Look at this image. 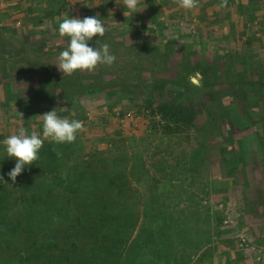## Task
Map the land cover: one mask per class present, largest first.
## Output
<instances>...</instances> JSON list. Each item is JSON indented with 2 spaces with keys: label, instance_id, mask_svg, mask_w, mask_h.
<instances>
[{
  "label": "rangeland",
  "instance_id": "obj_1",
  "mask_svg": "<svg viewBox=\"0 0 264 264\" xmlns=\"http://www.w3.org/2000/svg\"><path fill=\"white\" fill-rule=\"evenodd\" d=\"M215 1L198 0V8L185 10L175 0H140V11L129 15L123 0H24V11L32 5L33 14L22 13L15 29L0 30V135L6 139L22 126L29 135L36 131L42 136L40 115L56 109L68 113L59 118L84 122L76 138L83 158L95 153L115 160L128 157L126 189L107 195L114 202L107 212L114 214L115 206L125 205L135 211V226L119 250L125 255L130 249V264H264V0H255V6L228 0L223 9ZM106 2L115 3L102 19L107 31L90 46L108 43L115 62L84 71L79 83L74 78L78 73L68 76L66 90L56 92V102H48L41 83L49 70L61 73L58 56L68 44L52 24L65 16H98L93 12ZM156 16L158 25L153 23ZM169 98L194 106L195 119L173 136H155L151 129L161 124L160 117L146 102ZM228 154H238L244 167H229ZM136 157L149 175L134 166ZM148 179L157 182L149 184ZM147 185L157 187L156 198ZM66 212L53 214L52 235L62 220L69 225L71 212L87 225L80 211ZM167 218L173 225L191 227L175 237L170 261L161 260L157 248L142 247L139 238L141 233L147 241L150 235L154 245L165 244V235L175 233L167 229ZM72 232L71 240L54 232L49 241L56 248L44 253L68 255L73 261L75 246L89 255L100 244L85 237L78 224ZM34 235L31 240H42L41 231ZM8 259L0 251V262L13 264Z\"/></svg>",
  "mask_w": 264,
  "mask_h": 264
},
{
  "label": "trees",
  "instance_id": "obj_2",
  "mask_svg": "<svg viewBox=\"0 0 264 264\" xmlns=\"http://www.w3.org/2000/svg\"><path fill=\"white\" fill-rule=\"evenodd\" d=\"M211 1L213 0H209V2ZM114 4L113 2L102 3L101 7L93 13L95 14L96 12L100 19H106L108 18V9H111ZM248 4L256 5L255 0H248ZM237 6L238 10L242 11V5L238 3ZM62 10L65 12V7H62ZM50 14L55 15L54 12ZM57 14H59V10H57ZM131 19L132 17H130ZM157 20V16L153 18V23L156 25H158ZM61 22L59 21L55 25L52 24V27L58 28ZM126 56L128 57L127 63L130 64V55ZM48 72L45 75L46 81L41 83V89H47L48 102H56L58 100L56 92L66 90L71 77L68 78L67 75L53 72V70ZM123 72L127 71L124 69ZM76 73L79 76L75 74L74 78L79 83L83 72L78 71ZM3 81V78L0 77V82ZM62 96L66 97L67 94L64 93ZM14 98L10 96V99L14 100ZM146 104L149 109L154 106L155 111L151 110L150 112H155L160 117L161 124H153L151 129V133L155 136L161 134L160 132L164 135L166 133V135L171 134L173 136L175 135L173 132L186 126H191L196 116L194 106L178 104L170 98L158 103L146 102ZM8 107H11V105ZM66 114L68 113H57L58 117ZM208 115L210 120L214 118V112L211 111ZM4 140L5 135H0V176L3 177V180H0V251L6 254V258H9L8 260L12 261L13 264H130V249L126 248L125 255L120 254V249L128 242L127 235L134 228L137 221L136 216L133 217L135 211L132 207L125 205L115 206L113 208L115 210L114 214L107 212L108 204L112 205L114 203L110 202L107 195L120 193L123 188L126 189L128 157H117L115 160L108 155L97 156L95 153L85 155V158H83V154L80 151V143L76 140L70 144H55L50 140L44 141L43 147L38 153L39 158L32 165L26 166L16 178L15 183H13L9 179L8 173L15 167L16 161L7 157L3 144ZM223 151L225 154L226 151ZM57 152L60 153L59 156ZM225 155L227 156V154ZM229 157L232 159L228 163L229 167H234V165L236 166L235 168L242 167L239 161L241 158H238V154H230ZM141 162V159L136 157L133 164L137 168L142 169L143 173H147L145 165ZM156 182L154 179L147 180L149 184ZM147 186L153 192L157 189V187L152 185ZM16 192L19 194L16 195ZM72 193L75 194L74 197H72ZM153 195H155V198L157 197V193L154 192ZM162 195L164 196V193L160 196ZM119 197L117 196V198ZM71 204L72 210L80 211V218L82 215L85 216L88 220L87 225L82 224V220L75 215L76 213L71 212L69 225L65 226L62 220L58 225V229H55L54 232L63 233L61 235L62 238L67 240L70 238L71 240L72 230L78 224L80 230L85 232V237L100 240V244H96L90 249L89 255L79 253L78 246H75L73 252H71L73 261H70V256L68 255L54 256L44 253L52 247L56 248L57 245L49 241L54 235V232L52 235V229L48 230L49 226L54 224L53 214L66 216L68 213L66 211L71 210L68 209ZM38 207H42V209H38ZM97 208L99 210L95 213L94 209L97 210ZM157 214L158 211L153 209L152 216L156 217ZM166 220L171 226L173 225L169 218ZM171 226L167 229L173 228L175 233L171 232L165 235L168 240H166L167 242L165 241V244L162 241L160 246L154 245L155 241L150 240V235L147 241H143L140 233L139 238L142 247L157 248L161 260L170 261L171 258L168 260L172 255L170 249L173 248L172 244L177 241L175 237H179V232L185 231L186 233V229L188 231L191 229V227H185L184 223L178 225L177 222H174V225ZM38 231L43 234L42 240L40 241L39 237L31 240ZM23 233H25V238ZM17 235L18 237H23L24 240L19 241V239L15 238ZM30 236L32 237L30 238ZM186 237V235L182 236V238ZM26 241L29 244L26 245ZM166 249L169 251H165ZM134 254L136 255V253ZM0 264H5V262L1 261Z\"/></svg>",
  "mask_w": 264,
  "mask_h": 264
},
{
  "label": "clouds",
  "instance_id": "obj_3",
  "mask_svg": "<svg viewBox=\"0 0 264 264\" xmlns=\"http://www.w3.org/2000/svg\"><path fill=\"white\" fill-rule=\"evenodd\" d=\"M175 2L185 10H193L199 6L198 0H175ZM227 3L228 0H220L217 7L226 8ZM139 4L140 0H123L129 15L140 11ZM106 31L105 23L98 16H85L82 19L65 16L59 23L58 35L67 38L68 44L59 53L57 69L63 75L72 76L77 71L94 72L99 65H113L116 57L111 54L108 43H103L99 48L90 46L94 37H104ZM196 75L200 76L199 73ZM189 79L193 80V77ZM20 116L22 117V114ZM40 118L43 122L42 136L36 131H32L29 135L21 126L18 134H12L3 141L7 157L16 161L15 167L8 173L13 183L26 166L32 165L39 158L38 153L43 147L44 140H50L55 144H70L75 142L78 133L84 131L83 121L59 118L56 109L40 115ZM57 155L59 156L60 153L57 152ZM0 180H3L2 176Z\"/></svg>",
  "mask_w": 264,
  "mask_h": 264
},
{
  "label": "crops",
  "instance_id": "obj_4",
  "mask_svg": "<svg viewBox=\"0 0 264 264\" xmlns=\"http://www.w3.org/2000/svg\"><path fill=\"white\" fill-rule=\"evenodd\" d=\"M27 1V0H26ZM24 2V0H0V30L4 28V26H6L7 28H11L13 29V24L15 26L17 25V20H19L20 17H22V13L25 14H29L32 15L33 11H32V5H30L32 9H28L26 8L24 11V8L22 6V3ZM214 4H216L215 0H213ZM27 7V6H26ZM226 14H222V16L224 17ZM15 19V20H14ZM9 24H11V27ZM15 29V27H14Z\"/></svg>",
  "mask_w": 264,
  "mask_h": 264
}]
</instances>
